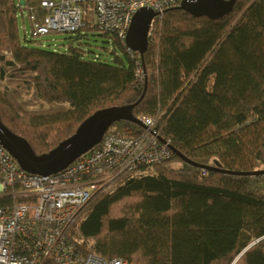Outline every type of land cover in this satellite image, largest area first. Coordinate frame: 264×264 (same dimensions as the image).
Here are the masks:
<instances>
[{
    "label": "trees",
    "instance_id": "16d2710c",
    "mask_svg": "<svg viewBox=\"0 0 264 264\" xmlns=\"http://www.w3.org/2000/svg\"><path fill=\"white\" fill-rule=\"evenodd\" d=\"M41 1L0 0V80L18 81L0 88L2 123L42 154L95 111L143 94L133 115L152 118L172 151L152 174L122 175L112 191L94 192L75 225L83 248L134 264H232L259 240L233 264H264V174L203 168L264 170V0H236L214 20L166 9L142 56L100 31L112 39L110 59L74 45L83 30L99 31L91 10L62 51L21 38L18 16L41 19ZM107 132L145 128L119 121Z\"/></svg>",
    "mask_w": 264,
    "mask_h": 264
},
{
    "label": "built area",
    "instance_id": "2783aa9c",
    "mask_svg": "<svg viewBox=\"0 0 264 264\" xmlns=\"http://www.w3.org/2000/svg\"><path fill=\"white\" fill-rule=\"evenodd\" d=\"M182 1L43 0L44 16L39 19L36 12L29 11L27 17L30 35L37 39L50 33L75 34L91 10V23L125 45L136 11L148 8L157 15ZM86 2L91 7L86 8ZM138 119L144 133L107 132L97 145L48 175L24 171L0 143V264H134L124 258L105 259L84 249L75 225L95 191H112L122 175L152 174L172 153L169 143L154 129V120L146 116Z\"/></svg>",
    "mask_w": 264,
    "mask_h": 264
},
{
    "label": "water",
    "instance_id": "95a60500",
    "mask_svg": "<svg viewBox=\"0 0 264 264\" xmlns=\"http://www.w3.org/2000/svg\"><path fill=\"white\" fill-rule=\"evenodd\" d=\"M235 2L236 0H193L191 2L183 0L177 8L196 17L204 16L214 20L229 14ZM155 16L156 13L153 10L142 8L135 12L131 20L124 43L128 49L137 52L140 56L144 54L147 48L149 29ZM142 96L143 94L132 104L111 106L95 111L84 119L71 135L60 141L51 150L42 154H36L26 139L12 132L2 123L1 119L0 143L24 171L43 175L56 173L72 163L77 157L97 145L108 131L109 127L115 122L127 121L145 128L140 120L133 115V108L140 101ZM177 154L183 161L190 165L202 167L182 154ZM203 168L216 169L217 171L234 175L249 176L264 174V170L235 172L215 167L210 168L205 166ZM257 241L259 240L246 246L236 259Z\"/></svg>",
    "mask_w": 264,
    "mask_h": 264
},
{
    "label": "rangeland",
    "instance_id": "374dc122",
    "mask_svg": "<svg viewBox=\"0 0 264 264\" xmlns=\"http://www.w3.org/2000/svg\"><path fill=\"white\" fill-rule=\"evenodd\" d=\"M18 27L21 38L25 37L27 41L33 40V44H42L48 49H56L58 51L65 49L67 47L68 38L75 35L67 33H50L40 38L32 39L30 35V23L26 12L22 16H18ZM82 32L86 34V37L83 38L80 43H74L75 46L78 45L81 47L89 56L96 55L100 58L110 59V52L114 48L111 38H103L100 36V31L91 32L88 30H83ZM17 84V80H12L9 77L4 80H0V88H15ZM32 93L33 91L31 90L28 91L27 89H23V98L25 100L32 99ZM125 129L126 131L130 130L129 127H126Z\"/></svg>",
    "mask_w": 264,
    "mask_h": 264
}]
</instances>
